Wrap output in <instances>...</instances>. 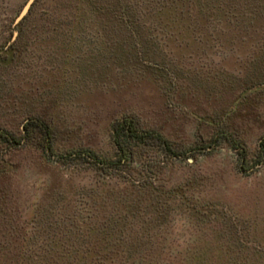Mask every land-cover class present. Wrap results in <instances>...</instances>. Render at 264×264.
Wrapping results in <instances>:
<instances>
[{"label": "rangeland", "instance_id": "obj_1", "mask_svg": "<svg viewBox=\"0 0 264 264\" xmlns=\"http://www.w3.org/2000/svg\"><path fill=\"white\" fill-rule=\"evenodd\" d=\"M30 1L0 0V134L53 152L0 138V264H264V0ZM128 120L170 147L72 158Z\"/></svg>", "mask_w": 264, "mask_h": 264}, {"label": "trees", "instance_id": "obj_2", "mask_svg": "<svg viewBox=\"0 0 264 264\" xmlns=\"http://www.w3.org/2000/svg\"><path fill=\"white\" fill-rule=\"evenodd\" d=\"M38 130L40 132V135L45 142L47 149L51 152H53L52 148V143H50V132L51 129L48 126H45L43 124H39V122L35 121H30L27 126H26V135L23 138L24 139H30L31 137V129ZM0 138L6 140L7 142L10 141V143L15 144V145H20L23 143L22 141H19L15 137H6L3 134H0ZM152 138L155 143H157L160 147L162 148H169L170 145L166 140H163L162 137H155L149 135H146L143 131H141L138 127L135 121L133 120H128V121H122L120 122L116 127H115V141L117 146L120 148V152L118 154L119 158L117 161L114 160H106L101 158L100 156L96 155L95 153H89L88 155L82 156L81 154H74L73 159L75 160H86L88 164L97 167L99 169H102L105 172H109L113 167V164H120L123 162L125 159L124 156L128 154L126 148L128 145H132L131 143L134 142L135 140H141L145 145L148 143V139ZM264 148V145H263ZM72 156V155H71ZM64 158V156H62Z\"/></svg>", "mask_w": 264, "mask_h": 264}, {"label": "water", "instance_id": "obj_3", "mask_svg": "<svg viewBox=\"0 0 264 264\" xmlns=\"http://www.w3.org/2000/svg\"><path fill=\"white\" fill-rule=\"evenodd\" d=\"M34 0H31L28 5L25 7L24 11L22 12L21 16H20V19L23 18V16H25L27 14V12L29 11L30 9V6L31 4L33 3Z\"/></svg>", "mask_w": 264, "mask_h": 264}]
</instances>
